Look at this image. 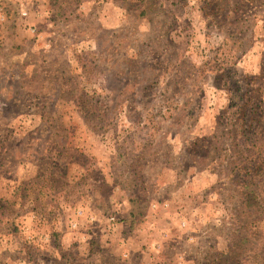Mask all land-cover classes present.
<instances>
[{"label":"rangeland","instance_id":"374dc122","mask_svg":"<svg viewBox=\"0 0 264 264\" xmlns=\"http://www.w3.org/2000/svg\"><path fill=\"white\" fill-rule=\"evenodd\" d=\"M0 264H264V0H0Z\"/></svg>","mask_w":264,"mask_h":264},{"label":"crops","instance_id":"0c3cea01","mask_svg":"<svg viewBox=\"0 0 264 264\" xmlns=\"http://www.w3.org/2000/svg\"><path fill=\"white\" fill-rule=\"evenodd\" d=\"M22 6H23L24 9H25V7H26V3H25V2H22ZM22 9H23V8H22ZM24 9H23V10H24ZM112 11H113V13H115V14H119V13H121L122 9H121V8H118L116 5H114ZM112 11H110V12H112ZM120 18H121V17H120ZM120 18H119V17L117 18V16L114 17L115 25H116V23H117V20H119ZM105 20H106V19L104 18V21H105Z\"/></svg>","mask_w":264,"mask_h":264}]
</instances>
